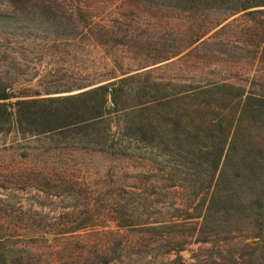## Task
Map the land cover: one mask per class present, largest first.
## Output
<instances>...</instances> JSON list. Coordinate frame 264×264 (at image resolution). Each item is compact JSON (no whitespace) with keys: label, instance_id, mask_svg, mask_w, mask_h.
<instances>
[{"label":"trees","instance_id":"trees-1","mask_svg":"<svg viewBox=\"0 0 264 264\" xmlns=\"http://www.w3.org/2000/svg\"><path fill=\"white\" fill-rule=\"evenodd\" d=\"M0 190V264H264V0H0Z\"/></svg>","mask_w":264,"mask_h":264},{"label":"rangeland","instance_id":"rangeland-1","mask_svg":"<svg viewBox=\"0 0 264 264\" xmlns=\"http://www.w3.org/2000/svg\"><path fill=\"white\" fill-rule=\"evenodd\" d=\"M93 53H94V51H93ZM86 64H87V62H86ZM56 65V64H55ZM49 72H51V71H49ZM52 73V72H51ZM57 74H59V72L57 71ZM53 78V77H52ZM75 160H76V162H81L82 160H84L85 162H88L91 166H89V171L90 170H93V167H97L98 166V164L99 163H101L102 161L96 156V155H94V156H92V157H89V158H87V157H85V156H76L75 157ZM88 165V164H87ZM93 165H95V166H93ZM1 191V190H0ZM21 195H23L24 197H25V199H30L31 197H32V192H23Z\"/></svg>","mask_w":264,"mask_h":264},{"label":"water","instance_id":"water-1","mask_svg":"<svg viewBox=\"0 0 264 264\" xmlns=\"http://www.w3.org/2000/svg\"><path fill=\"white\" fill-rule=\"evenodd\" d=\"M146 67H148V66H146ZM145 68V67H144Z\"/></svg>","mask_w":264,"mask_h":264}]
</instances>
